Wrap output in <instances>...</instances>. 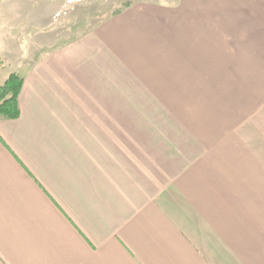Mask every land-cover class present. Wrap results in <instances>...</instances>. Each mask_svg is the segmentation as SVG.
Returning <instances> with one entry per match:
<instances>
[{
    "label": "crops",
    "instance_id": "1",
    "mask_svg": "<svg viewBox=\"0 0 264 264\" xmlns=\"http://www.w3.org/2000/svg\"><path fill=\"white\" fill-rule=\"evenodd\" d=\"M48 48L0 43V264H264V0L137 1Z\"/></svg>",
    "mask_w": 264,
    "mask_h": 264
},
{
    "label": "rangeland",
    "instance_id": "2",
    "mask_svg": "<svg viewBox=\"0 0 264 264\" xmlns=\"http://www.w3.org/2000/svg\"><path fill=\"white\" fill-rule=\"evenodd\" d=\"M137 1L166 2V0H0V43L9 37L10 42L16 47L17 57H32L45 45L49 46L48 50L66 45L83 32L91 30ZM40 26L46 27V31L42 30V33L49 34L47 39L41 40L34 35L40 33Z\"/></svg>",
    "mask_w": 264,
    "mask_h": 264
},
{
    "label": "trees",
    "instance_id": "3",
    "mask_svg": "<svg viewBox=\"0 0 264 264\" xmlns=\"http://www.w3.org/2000/svg\"><path fill=\"white\" fill-rule=\"evenodd\" d=\"M24 84L23 77L11 73L0 84V118L15 120L20 116L19 96Z\"/></svg>",
    "mask_w": 264,
    "mask_h": 264
}]
</instances>
